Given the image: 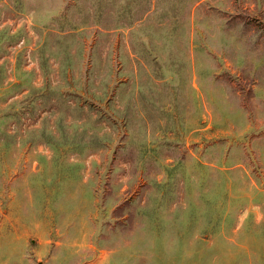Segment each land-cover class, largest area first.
<instances>
[{"label":"rangeland","instance_id":"obj_1","mask_svg":"<svg viewBox=\"0 0 264 264\" xmlns=\"http://www.w3.org/2000/svg\"><path fill=\"white\" fill-rule=\"evenodd\" d=\"M0 264H264V0H0Z\"/></svg>","mask_w":264,"mask_h":264}]
</instances>
